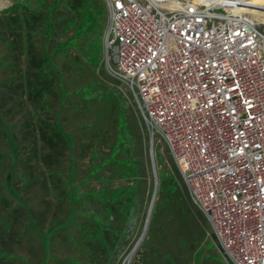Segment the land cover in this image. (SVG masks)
<instances>
[{
	"label": "built area",
	"instance_id": "obj_1",
	"mask_svg": "<svg viewBox=\"0 0 264 264\" xmlns=\"http://www.w3.org/2000/svg\"><path fill=\"white\" fill-rule=\"evenodd\" d=\"M251 1L104 0L111 75L228 264H264V29Z\"/></svg>",
	"mask_w": 264,
	"mask_h": 264
},
{
	"label": "rangeland",
	"instance_id": "obj_2",
	"mask_svg": "<svg viewBox=\"0 0 264 264\" xmlns=\"http://www.w3.org/2000/svg\"><path fill=\"white\" fill-rule=\"evenodd\" d=\"M0 1V19L5 14L17 15L12 9L18 3H37L35 0ZM45 2L54 11L51 15V37L46 43L37 34L32 44L37 50L47 47L48 54L53 56L61 73L62 83L55 84L49 96L52 106L42 118L51 120L59 110L63 89L67 96L61 123L74 136L77 144L74 178L75 186H80L78 193H103L112 199V194L117 190L133 185L134 179L138 181L135 202L129 216L126 218L118 213L109 222L112 228L117 229V233L112 236V242L105 251L97 249L98 240L92 221L93 217L102 215L104 206L97 200L83 197L75 222L52 238L50 254L57 259L52 264H72L68 262L70 259L80 264H228L219 253L205 216L192 202L166 145L159 140L152 143L134 97L111 75V65L106 61L104 46L107 11L95 17L94 34L78 39L54 56L55 49L71 38L76 29V26L64 25L65 21L60 20V17L78 21L82 14L77 12L69 16L71 12L66 7L68 0ZM101 3L106 6L104 0H87L90 8ZM176 4L169 3L168 6L173 8ZM260 25L264 29V25ZM27 73L26 51L22 50L16 38L5 37L0 33V105L6 124H19L16 130L19 137L24 112L31 102L25 97L24 106H18L11 96H16L13 93L14 86ZM123 126L126 134L119 146L120 151L115 155L116 159L96 175L89 176L94 164L100 165L108 158ZM0 151H9L2 138ZM126 159L136 162L139 175L127 174V168L120 163ZM68 163V158H64L62 172L57 176L62 182L66 181ZM153 163L158 190L143 236L155 190ZM7 169L8 160L0 159V181H4ZM41 182L28 189L16 179L15 185L35 211L41 229L46 230L64 220L66 222L70 206L60 201ZM129 193L126 192L127 195ZM4 199L16 205V201L5 191L0 192V225L8 213ZM25 222V218L16 222L13 220L7 231L0 227V252L6 250L12 254L11 258L6 256L0 264H37L44 259L39 240L31 231L24 229Z\"/></svg>",
	"mask_w": 264,
	"mask_h": 264
},
{
	"label": "trees",
	"instance_id": "obj_3",
	"mask_svg": "<svg viewBox=\"0 0 264 264\" xmlns=\"http://www.w3.org/2000/svg\"><path fill=\"white\" fill-rule=\"evenodd\" d=\"M35 1L37 2L35 4L39 6L30 5V1L18 3L12 9V11H16L17 15L5 14L4 18L0 19L1 35L16 38L22 50L26 51L28 61V73L25 76L22 75V78L15 84L13 93L16 96H11V100L14 98L18 106L21 105L22 107L25 104V97L31 102V106L24 112L25 115L20 127L21 137L16 131L19 124H6L0 105V138L9 148L7 153L0 151V159L8 160L5 179L0 181V192L5 191L12 200L16 201V205L13 206V202L10 203L4 199L8 213L5 214L6 220L1 223L0 227L7 231L13 220L16 222L21 218H25L24 229L35 235L44 253V259L37 264H49V262L52 264V262H57L56 256L50 254L52 238L59 233L58 231L75 222L77 211L82 206L81 199L83 197L97 200L104 206L102 215L93 217L92 221L95 228L94 235L98 240L97 249L105 251L112 242V236L117 233V229L112 228V224L109 222L113 215L118 213L126 218L129 216L135 202L138 181L134 179L133 185L117 190L112 194V199H109L103 193H78L80 186H75L74 178L76 171L74 153L77 144L74 136L66 131L61 123V113L65 109V98L67 96L63 89H61L62 102L59 110L52 116L51 120L42 118L43 114L50 111L52 101H50L49 96L55 84L62 83V78L58 67L54 63L53 56L48 54L47 47L43 46L40 50L33 47V37L37 34L44 39V42L49 41L53 29L51 15L54 13L52 7L45 0ZM95 6V8L88 7L87 0H68L66 7L71 12L69 16L78 12L82 14V17L78 21L75 18L60 17V20L65 21L64 25L68 27L76 26V29L71 38L62 42L55 49L54 56L59 55L67 46L78 39L96 32L95 17L106 12L107 6L104 7L103 3ZM121 129L108 158L100 165L94 164L89 176L96 175L102 168L116 159L115 155L120 151L119 146L124 141L123 137L126 134L124 126ZM64 158H68L69 163L66 181L62 182L57 176L62 172L61 165ZM35 161H37V164H35ZM120 163L127 168V174L131 176L139 175L134 160L126 159ZM176 171L180 173L177 165ZM16 179H19L23 186L28 189L40 183L43 179L41 183L46 189L55 193L60 201H64L70 206L66 219L67 223L64 220L54 228L42 230L35 211L29 206L28 201L20 195V190L16 189ZM161 184H163V181H161ZM126 192L130 193L127 195ZM212 236L215 241L213 234ZM116 238H119V236H116ZM6 256L11 258L12 254L6 250L1 251L0 261L5 259ZM68 262L80 264L71 259Z\"/></svg>",
	"mask_w": 264,
	"mask_h": 264
},
{
	"label": "bare ground",
	"instance_id": "obj_4",
	"mask_svg": "<svg viewBox=\"0 0 264 264\" xmlns=\"http://www.w3.org/2000/svg\"><path fill=\"white\" fill-rule=\"evenodd\" d=\"M0 4H2L1 1ZM250 5L253 6L254 8L250 12L258 20L259 24L264 25V9L262 10V6L264 5V0H252Z\"/></svg>",
	"mask_w": 264,
	"mask_h": 264
},
{
	"label": "water",
	"instance_id": "obj_5",
	"mask_svg": "<svg viewBox=\"0 0 264 264\" xmlns=\"http://www.w3.org/2000/svg\"><path fill=\"white\" fill-rule=\"evenodd\" d=\"M153 173H154V179H155V190H154V195L152 197V202H151V206H150V209H149V214H148V218H147V222H146V226H145V229H144L143 236L145 235L147 227H148V224H149V220H150V217H151V214H152V211H153L154 200L156 198V194H157V190H158V181H157V175H156V170H155L154 163H153Z\"/></svg>",
	"mask_w": 264,
	"mask_h": 264
}]
</instances>
